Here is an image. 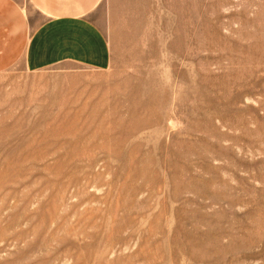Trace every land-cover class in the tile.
<instances>
[{"label":"rangeland","instance_id":"374dc122","mask_svg":"<svg viewBox=\"0 0 264 264\" xmlns=\"http://www.w3.org/2000/svg\"><path fill=\"white\" fill-rule=\"evenodd\" d=\"M127 27L106 70L0 32V264H264V0Z\"/></svg>","mask_w":264,"mask_h":264},{"label":"crops","instance_id":"0c3cea01","mask_svg":"<svg viewBox=\"0 0 264 264\" xmlns=\"http://www.w3.org/2000/svg\"><path fill=\"white\" fill-rule=\"evenodd\" d=\"M152 1L0 0V32L23 48L30 71L64 62L106 70L131 16L147 15Z\"/></svg>","mask_w":264,"mask_h":264}]
</instances>
